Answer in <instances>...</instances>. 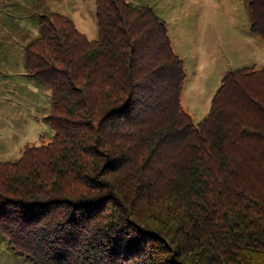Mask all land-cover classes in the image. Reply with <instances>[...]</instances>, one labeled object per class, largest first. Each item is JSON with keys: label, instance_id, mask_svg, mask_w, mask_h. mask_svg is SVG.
<instances>
[{"label": "trees", "instance_id": "obj_1", "mask_svg": "<svg viewBox=\"0 0 264 264\" xmlns=\"http://www.w3.org/2000/svg\"><path fill=\"white\" fill-rule=\"evenodd\" d=\"M95 8L97 39L49 12L25 44L52 134L0 160V235L35 264H264V67L227 70L194 122L163 21Z\"/></svg>", "mask_w": 264, "mask_h": 264}, {"label": "rangeland", "instance_id": "obj_2", "mask_svg": "<svg viewBox=\"0 0 264 264\" xmlns=\"http://www.w3.org/2000/svg\"><path fill=\"white\" fill-rule=\"evenodd\" d=\"M147 6L166 28L181 59L180 103L194 122L208 112L229 69L264 67V39L250 30L247 0H124ZM95 0H0V160H15L25 145L46 143L51 107L48 87L24 67L25 44L37 34L39 16L55 12L97 39ZM0 264H35L0 235Z\"/></svg>", "mask_w": 264, "mask_h": 264}]
</instances>
